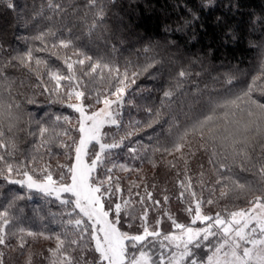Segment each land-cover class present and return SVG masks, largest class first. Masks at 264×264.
<instances>
[{
    "label": "snow or ice",
    "instance_id": "6c2138e0",
    "mask_svg": "<svg viewBox=\"0 0 264 264\" xmlns=\"http://www.w3.org/2000/svg\"><path fill=\"white\" fill-rule=\"evenodd\" d=\"M88 6L93 11L92 20L87 22L92 32L103 23L105 13L99 0H88ZM7 8L15 11L11 0ZM48 8L62 16L66 6L56 2L49 3ZM40 16L42 12L34 11L32 19ZM216 22L221 23L222 18L217 17ZM31 39L40 46L11 56L9 61L0 60V179L27 189L29 194L54 198L63 211L59 215L49 213L60 230L37 231L18 221L16 201L25 195L5 199L0 204V264H5L8 251H23L31 246L30 239L40 238L55 243L47 249V264H264V67L239 91L233 90L236 84L228 76L223 90L208 100L202 91L189 92L181 113L183 121L173 118L166 140L157 137L145 147L141 133L152 129L148 134L152 141L157 126L162 127V109L172 111L177 90L190 78L187 70L181 69L175 87L163 92L161 109L145 108L147 119L125 127L122 109L132 103L128 97L140 76L158 63L155 57L144 65L128 62L121 68L111 60L89 55L71 34L59 36L47 28ZM44 52L61 60L64 69L36 55ZM5 66H22L35 74L39 84L46 86L45 91L55 92L78 114L75 128L65 127L71 123L65 115L56 116L51 124L39 125L37 132H28L39 137V144L23 160L17 158L15 144L21 106L13 98V81L5 75ZM110 126L123 134L109 136L105 129ZM133 137H139L136 146L126 145L125 141ZM53 146L63 152L54 153ZM123 147L132 159L141 158V150L146 155L158 153L175 171L180 189L177 199L185 205L188 223L160 208L155 223L150 224V208L168 203L169 196L164 195L163 201L153 199L147 186L143 196L133 192L141 187L136 181L129 182L125 198L115 173L137 170L113 159L112 150ZM41 148L46 151L41 153ZM200 151L213 157L211 181L205 179L203 171L195 180L191 173L190 161ZM257 151L259 158L254 160ZM61 154L70 163H60ZM237 161L243 172H254L258 180L237 175ZM148 162L157 166L151 158ZM133 195L141 205L139 213L133 207ZM241 198L245 206H237ZM206 207L218 210L209 212ZM164 217L170 222L168 233L161 230ZM125 218L128 227L138 222L140 231H123ZM25 264H32L31 255Z\"/></svg>",
    "mask_w": 264,
    "mask_h": 264
},
{
    "label": "trees",
    "instance_id": "16d2710c",
    "mask_svg": "<svg viewBox=\"0 0 264 264\" xmlns=\"http://www.w3.org/2000/svg\"><path fill=\"white\" fill-rule=\"evenodd\" d=\"M9 0H0V60L9 61L11 56L28 48L39 47L38 41L32 36L41 29L51 28L59 36H71L76 43L93 57H103L113 63L123 66L132 62L144 65L148 58L155 57L158 63L144 72L133 86L132 101L122 109V125L147 119L145 108L161 109L163 92L174 88L177 84V73L187 70L190 78L183 82L177 90L172 111L162 109L161 126L152 134V141L148 134L152 129H145L141 135L142 143L148 147L155 143L157 137L166 140L169 124L173 118L179 117L183 121L182 111L185 110L184 101L189 92L204 93V99L212 98L216 92L222 91L225 78L231 76L236 84L234 91H239L251 82L261 67H264V0H99L104 8V20L96 30L90 32L88 23L92 20L93 11L88 6V0H11L15 11L7 8ZM62 3L66 6L62 16L54 15L48 8L49 3ZM34 11L42 12V16L32 19ZM198 17V18H197ZM222 22L217 24L216 18ZM27 21V22H25ZM54 39V38H49ZM145 49L148 52L145 53ZM48 59L52 66L64 69L61 60L50 53H36ZM4 73L13 81V98L20 104L21 121L19 131L15 135L17 158L23 160L25 154L33 152L39 144L38 136L28 135L37 132L41 124H51L56 116H69L71 123L65 127L75 128L77 117L72 109L55 92L45 91L46 86L39 84L35 74L22 66H5ZM198 74V75H197ZM46 79V77H45ZM180 91L184 94L180 95ZM257 98H260L257 94ZM164 121H168L165 123ZM109 136L122 135L114 126L106 127ZM74 136L77 133H72ZM139 137L125 141L126 145H135ZM46 150L40 149L41 153ZM54 153L63 150L53 146ZM113 159L117 163H124L137 171L120 172L121 186L125 189L124 196L128 198L127 189L131 178H135L141 187L134 189L143 196L145 187L152 192L153 199L163 201L164 195L169 196V202L155 209L150 208L148 219L155 223L158 210L170 212L180 222L188 223V216L183 211L185 205L177 199L180 189L177 185L175 171L170 170L160 155H147L143 150L140 157L132 159L127 147L112 150ZM47 158V157H46ZM153 159L157 166L148 162ZM259 158L257 151L255 159ZM168 159H171L169 157ZM213 157L204 151L197 152L190 161V169L194 180L203 171L205 179H214L215 168L210 163ZM60 163H70L63 155L58 156ZM53 164L56 160L52 161ZM247 164V162H245ZM203 166V167H201ZM182 167V165H181ZM258 167V165H257ZM234 172L247 179L258 180L254 172H243L239 161L236 162ZM21 194L25 199L16 201L18 221L21 226L33 230H60L58 223L53 221L49 213L60 214L63 209L54 198L43 197L38 193H28L18 185L8 184L0 179V204L5 199ZM136 212L141 211V205L132 197ZM151 205V201L147 202ZM227 203V201H225ZM237 206H245L243 198L236 202ZM231 207V204H229ZM218 208L206 207L205 211L215 212ZM129 221L122 220V230L130 233L140 231L139 223L134 222L128 227ZM161 230L171 231L170 222L166 217L162 219ZM16 243L15 240L12 241ZM30 247L21 251H8L5 264H25L31 255L32 264H47L45 257L49 255L47 249L54 247V241L42 238L29 240Z\"/></svg>",
    "mask_w": 264,
    "mask_h": 264
},
{
    "label": "rangeland",
    "instance_id": "374dc122",
    "mask_svg": "<svg viewBox=\"0 0 264 264\" xmlns=\"http://www.w3.org/2000/svg\"><path fill=\"white\" fill-rule=\"evenodd\" d=\"M75 114H76V117H78V114H77V113H75ZM133 179H135V178H131V179H129L127 182L135 181V180H133Z\"/></svg>",
    "mask_w": 264,
    "mask_h": 264
}]
</instances>
